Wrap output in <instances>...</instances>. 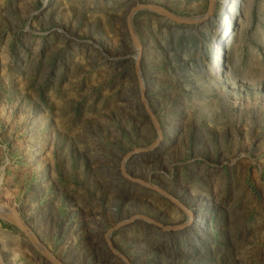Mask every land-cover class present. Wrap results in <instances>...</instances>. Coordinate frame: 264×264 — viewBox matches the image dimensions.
Segmentation results:
<instances>
[{"label": "rangeland", "instance_id": "rangeland-1", "mask_svg": "<svg viewBox=\"0 0 264 264\" xmlns=\"http://www.w3.org/2000/svg\"><path fill=\"white\" fill-rule=\"evenodd\" d=\"M0 264H264V0H0Z\"/></svg>", "mask_w": 264, "mask_h": 264}]
</instances>
